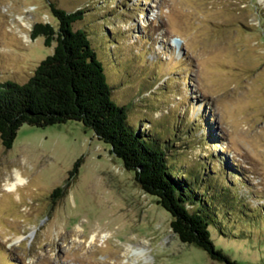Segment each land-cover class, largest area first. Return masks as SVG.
Masks as SVG:
<instances>
[{
    "label": "rangeland",
    "instance_id": "obj_1",
    "mask_svg": "<svg viewBox=\"0 0 264 264\" xmlns=\"http://www.w3.org/2000/svg\"><path fill=\"white\" fill-rule=\"evenodd\" d=\"M52 4L84 8L77 27L114 33L98 45L116 99L169 141L173 162L227 155L255 219L233 228L234 242L218 232L213 241L238 264H264V0H0L1 82H28L54 53L56 42L31 36L38 23L58 27ZM202 125L219 144L188 148L185 133L196 139ZM16 170L27 182L8 192ZM135 178L79 122L23 125L11 149L0 140V264H226L180 242Z\"/></svg>",
    "mask_w": 264,
    "mask_h": 264
},
{
    "label": "trees",
    "instance_id": "obj_2",
    "mask_svg": "<svg viewBox=\"0 0 264 264\" xmlns=\"http://www.w3.org/2000/svg\"><path fill=\"white\" fill-rule=\"evenodd\" d=\"M51 9L58 27L38 23L31 36L43 37L48 47L56 42L54 53L39 64L28 82L0 81V140L4 148L13 147L23 125L46 128L79 122L135 173L142 190L161 198L179 221L172 225L182 242L196 244L218 263L238 264L217 248L213 234L220 233L224 241H230L231 236L234 242L233 228L255 219L237 200L236 183L227 177L235 175L242 181L239 170L222 153L210 155L205 164L198 163L199 167L183 168L173 162L169 141L154 129L141 128L140 121L139 125L132 123L131 105L116 99L106 57L98 45L114 39V33L103 30L97 34L92 26L77 27L85 20L84 8L69 12L52 4ZM185 134L195 140H187L188 148L197 143L208 150L219 144L217 135L206 129L196 139L191 132ZM78 165L75 163L71 174ZM227 166H232L233 173ZM63 190H56L54 203L63 197Z\"/></svg>",
    "mask_w": 264,
    "mask_h": 264
},
{
    "label": "water",
    "instance_id": "obj_3",
    "mask_svg": "<svg viewBox=\"0 0 264 264\" xmlns=\"http://www.w3.org/2000/svg\"><path fill=\"white\" fill-rule=\"evenodd\" d=\"M148 194V193H147ZM150 195V194H149ZM151 197L154 199V202L155 204L157 205V207H159L160 209L164 210L165 212H167L169 215H170V219H169V227L170 229L172 230V232L177 236V238L181 241L180 237H179V234L175 232L174 230V227H173V222L177 221V223H179L178 219H176L173 214L169 211V209L165 206V204L162 202L161 198L158 197V196H154V195H151ZM183 244H187L189 246H193L201 251H203L204 253H206V255L209 257V255L207 254L206 251L202 250L201 248H199L196 244H191V243H185V242H182ZM210 258V257H209ZM211 259V258H210ZM212 260V259H211ZM214 261V260H212ZM216 262V261H214Z\"/></svg>",
    "mask_w": 264,
    "mask_h": 264
},
{
    "label": "bare ground",
    "instance_id": "obj_4",
    "mask_svg": "<svg viewBox=\"0 0 264 264\" xmlns=\"http://www.w3.org/2000/svg\"><path fill=\"white\" fill-rule=\"evenodd\" d=\"M13 176H14L13 182L10 183L8 180L7 181L8 183L5 185L6 190L8 192L16 191L19 186H23L27 182L26 178L23 176V174L19 170H16ZM96 237L97 235L92 236V239H91L92 243L96 240Z\"/></svg>",
    "mask_w": 264,
    "mask_h": 264
}]
</instances>
